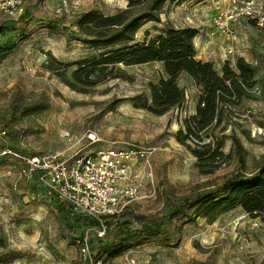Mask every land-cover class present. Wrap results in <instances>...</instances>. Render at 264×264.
<instances>
[{
  "label": "rangeland",
  "instance_id": "obj_1",
  "mask_svg": "<svg viewBox=\"0 0 264 264\" xmlns=\"http://www.w3.org/2000/svg\"><path fill=\"white\" fill-rule=\"evenodd\" d=\"M62 1L24 0L22 17L0 16V44L6 39L17 42L0 59V150L24 155L59 152L68 157L82 148L91 151L128 143L149 148L151 169L137 199L117 219L129 227L145 219L168 217L179 198L233 173L241 156L248 169L264 161V28L242 19L246 24L238 32L242 40L236 49L231 44L234 38L212 23L228 0H166L160 21H149L137 31L140 38L145 29L156 33V27L169 22L177 27L195 26L201 19L210 43L217 45L207 52L216 68L222 64L219 58L240 53L255 68L256 86L249 98L232 108L225 128L214 131L218 139H224L225 157L205 173L191 151L196 144L187 141L189 147L176 139L183 119L195 113L199 97L189 75L177 79L186 90L182 105L162 115L134 106L137 97L149 96V83L163 73L160 62L120 64L118 77L86 91L73 90L62 80L63 70L55 60L73 61L97 51L72 38L64 27L75 29L76 19L87 11L112 14L125 8L128 0H66L67 10L58 16L56 9ZM257 1L264 6V0ZM229 48H233L231 54ZM213 49L221 52L212 53ZM70 71L68 67L64 72L68 78ZM89 134L98 140L90 144ZM235 135L240 146L234 142ZM21 167L18 159L0 156V264H90L92 260L80 251L82 231L73 224L71 232L63 201L45 183L24 175ZM191 214V209H185L165 218L158 230L128 239L129 249L115 258L101 254V242L91 238L93 258L99 264H264V220L260 217H251L240 207L212 223L202 217L191 220ZM115 230L112 224L108 227L110 237Z\"/></svg>",
  "mask_w": 264,
  "mask_h": 264
},
{
  "label": "trees",
  "instance_id": "obj_2",
  "mask_svg": "<svg viewBox=\"0 0 264 264\" xmlns=\"http://www.w3.org/2000/svg\"><path fill=\"white\" fill-rule=\"evenodd\" d=\"M165 1L128 0L125 8L112 14L92 10L83 13L76 19L75 29L64 27V30L75 40L96 48V53L73 61L55 62L63 70V82L76 91H86L118 77L116 69L120 64L162 63L163 73L156 81L149 83V96H139L134 101L135 107L156 115L168 113L182 105L186 90L178 84L177 79L181 74L189 75L199 90V97L195 113L183 119L176 139L186 146H189L187 141L194 142L197 147L191 151L197 156V164L205 168L203 172L210 173L216 168V162L225 157L222 150L224 139H218L214 131L225 128L228 113L244 98H249L250 90L256 86L255 68L243 56L226 58L220 68H216L210 59L196 58L193 40L199 29L194 26L177 27L169 22L156 27V33L145 29L142 37H137L138 29L145 23L160 21V10ZM16 44V40H4L0 44V59L13 51ZM262 64L261 61V67ZM68 67L71 68L70 78L64 74ZM233 138L240 146L238 137L235 135ZM211 145L214 147L209 152L207 147ZM62 201L68 226L79 225L82 234L78 241L80 243L85 236L88 237V260L97 263L99 261L93 258L91 250V238L101 242L98 249L101 254L115 258L129 249L128 239L158 230L165 218L178 216L185 209L192 210L191 220L202 217L209 223L235 207H240L251 217L264 220V161L257 168L248 169L241 156L239 166L233 173L209 188L179 198L171 206L168 217L145 219L135 227H129L127 222L114 220L113 217L107 218L104 222L105 232L101 236L96 232L100 227L98 220L75 211L69 202ZM111 224L116 230L110 237L108 227ZM70 229L72 232V227ZM163 240L169 244L168 239Z\"/></svg>",
  "mask_w": 264,
  "mask_h": 264
},
{
  "label": "built area",
  "instance_id": "obj_3",
  "mask_svg": "<svg viewBox=\"0 0 264 264\" xmlns=\"http://www.w3.org/2000/svg\"><path fill=\"white\" fill-rule=\"evenodd\" d=\"M67 7L68 2L63 0L56 9L57 15L61 16ZM24 14V0H0V16L19 18ZM242 19L264 28L263 4L257 0H228L226 8L212 17V23L216 30L233 39L236 23ZM227 52L231 54L233 48ZM88 138L90 144L98 140L90 134ZM82 149L68 157L59 152L24 155L1 149L0 156L18 159L24 175L45 183L53 196L69 202L75 211L98 220L100 227L96 232L101 236L105 232L106 219L117 220L125 206L137 199L145 174L151 169L150 150L136 143L91 151ZM87 238L85 236L79 244L83 256L90 259ZM239 247L242 249L243 245Z\"/></svg>",
  "mask_w": 264,
  "mask_h": 264
},
{
  "label": "crops",
  "instance_id": "obj_4",
  "mask_svg": "<svg viewBox=\"0 0 264 264\" xmlns=\"http://www.w3.org/2000/svg\"><path fill=\"white\" fill-rule=\"evenodd\" d=\"M202 20L200 19V23L199 24H196L194 27H197L199 29V33L197 34V36L194 38V48H195V56L196 58L198 59H208L207 57V52H209L210 48H215V46H217L215 43H210L212 39L208 38L207 35V28L205 29V26L202 25ZM249 24L251 25H254L253 23L251 22H248ZM246 22L244 21H241L240 23H238L237 25V30H236V33H235V37H234V40H232V45L233 47H235L236 49L238 48V43L239 41H241L242 39H240L239 35H238V32L241 28V26H245ZM255 26V25H254ZM215 42V41H214ZM215 44V45H213ZM213 46V47H212ZM223 48V47H222ZM222 50V49H221ZM212 53L215 51L217 52H221L219 51L218 49H213L211 50ZM237 56V55H236ZM238 56H243V54L240 53V55ZM235 56L231 57V58H234ZM245 58V57H244ZM221 60V62H223L226 57H222V58H219ZM216 62L218 63V61L216 60Z\"/></svg>",
  "mask_w": 264,
  "mask_h": 264
}]
</instances>
